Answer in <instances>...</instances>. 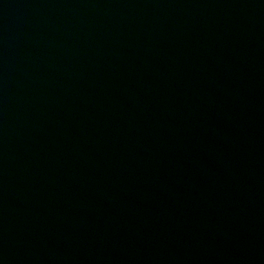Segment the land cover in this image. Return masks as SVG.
Returning <instances> with one entry per match:
<instances>
[{
	"label": "water",
	"instance_id": "1",
	"mask_svg": "<svg viewBox=\"0 0 264 264\" xmlns=\"http://www.w3.org/2000/svg\"><path fill=\"white\" fill-rule=\"evenodd\" d=\"M0 264H264V0H0Z\"/></svg>",
	"mask_w": 264,
	"mask_h": 264
}]
</instances>
